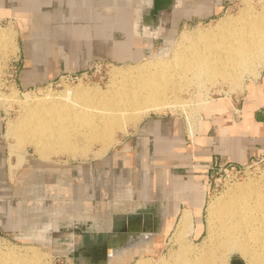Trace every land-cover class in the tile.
<instances>
[{
    "label": "crops",
    "instance_id": "crops-1",
    "mask_svg": "<svg viewBox=\"0 0 264 264\" xmlns=\"http://www.w3.org/2000/svg\"><path fill=\"white\" fill-rule=\"evenodd\" d=\"M231 1L174 0L177 7L163 21L159 17L146 21L125 7L115 8L113 13L98 12L108 0H0V18L26 21L37 17L47 33H20L16 80L27 89L65 71L81 70L95 59L117 64L141 61L154 44L153 34L166 37L184 22L217 18ZM237 100L234 107L242 112L241 118L235 119L226 107L212 111L219 113L204 116L192 148L178 115H149L96 162L63 172L56 164L25 154L13 159L10 154L14 151L9 150L3 133L5 114L0 112V239L40 241L49 225L39 214L45 203L54 204L67 189L71 202L87 201L94 188L113 184L144 190L149 207L164 213L165 219L179 221L189 212L195 232L202 226L206 183L214 166L229 162L245 166L264 157V70L244 84ZM61 179L68 188H61ZM139 211L140 206L133 213ZM125 246L102 259L84 255L82 260L104 262L111 259L109 253L120 254ZM92 248L89 253L97 252L98 248Z\"/></svg>",
    "mask_w": 264,
    "mask_h": 264
},
{
    "label": "rangeland",
    "instance_id": "rangeland-1",
    "mask_svg": "<svg viewBox=\"0 0 264 264\" xmlns=\"http://www.w3.org/2000/svg\"><path fill=\"white\" fill-rule=\"evenodd\" d=\"M120 7H125L127 10L130 8L131 12L139 14L141 19L146 21L154 19L151 14L148 13V10L144 8L143 0H108L103 8H97V10L98 12L113 13L115 8ZM244 8L251 9L250 11L252 14L255 13V15L261 14L262 11L264 14V0H232L228 4L226 11L217 18L200 23L184 22L178 29L166 37L159 35V33L157 35L153 34V36H155L154 44L141 61L131 64H117L107 60L95 59L81 70L65 71L43 85L27 89L19 87L16 80L18 65L15 60L18 55L17 43L20 39V33L22 30L32 36H41L47 33L37 17L35 19L30 17V19L26 21L18 19L3 20L0 18L3 20L0 26V35H5L4 40L7 41L4 42L7 44L3 43L0 45V112L5 114L3 133L8 148L10 151H14L10 156L16 159L19 155L23 157L25 154L39 162H46V164L50 165L56 164L55 166L62 172L67 171L71 166L96 162L102 158L106 153L116 148L117 144L130 134L142 119L149 115H178L184 123V130L189 146L192 148L194 146V138L197 136V133L202 131L204 116L219 113L212 112L214 110H221L225 107L227 109L230 105L236 106V104L239 103L237 98L242 94L244 84L248 80L255 79L258 74L261 73V70H264V60L256 62L257 64L255 63L253 66L246 67V69H244L245 71L242 70L238 72L241 76L239 78V83H234L229 79L228 82L227 79L222 80L220 77H216L217 79L215 78V81H213L212 78H210L211 80L207 78V81L205 75H203L204 77L200 75L202 77L199 76L200 80L199 77H193L190 74H188L190 76L186 74L184 78L182 77L184 80L175 77L171 82L166 84V92L169 91L170 93L164 94L165 102L167 101L166 103L169 105L171 104V106L173 105L172 108L168 106L169 108L167 107L161 111H148L136 121L123 119L122 122L125 121L124 126L122 129L119 128L114 130L112 141H110L105 150L102 148L100 141H89V143L83 140L82 133L84 132L82 130L78 131L80 132L78 133L80 134L79 136H77L78 134L74 135V140L81 146H85L86 143L87 152L84 155L71 156L70 153L64 151L58 152L55 151L54 148L53 150L52 147H46L44 150V157L38 150L34 149V146L19 144L20 142H17V137L11 138V136H9L8 138L6 128L9 123L15 124L17 120L23 118L26 113L25 109L37 102L38 104L51 100L62 102L65 99L64 95L66 89L89 88V90H94L92 93L95 91L107 92L112 86L111 75L114 70H122L125 68H133L135 70L142 68L146 69L145 67L147 64L156 61L169 62L173 58V53H175L178 48H185L190 45L189 38L191 39L205 30L217 27L221 21L238 17ZM170 10L171 9L160 11L156 18H162L163 21ZM144 20L143 22L146 24L147 22ZM148 30L149 29H146V31ZM146 70H148V68ZM190 77H193V79ZM195 77L198 78V81L194 79ZM176 78L177 80H175ZM167 94L169 96H167ZM86 105H88L86 106L88 110L89 106L91 109H93L94 106L93 111L95 110L94 101ZM228 113L235 119H240L242 116V112ZM248 165H245V167ZM221 166L222 164L215 165L212 172L208 174L206 200L202 213V226L200 225L197 227L195 231L196 234L193 231L189 212H184L179 221L178 218L174 220L165 219L164 213L159 214L157 212L158 210L154 211L153 207H149V198L147 194L143 193L144 190L142 189L140 190L134 187L129 188L117 184H113L111 188L103 186L102 189L94 188L93 193L89 196V200L80 202H71L68 198L69 192L67 189L61 192V198L56 200L54 204L50 205L45 203L42 210L39 211V214H43L42 219H44L45 223L49 224L52 231L54 230V233H52V240L46 241L44 236L42 240L37 242L32 241V238L27 240L26 238L0 239V264H23L25 260H29L32 264H36V262L38 264H137L138 262H145L146 264H193V256H201L202 251L208 246L206 245L208 239L207 227L209 221H211L208 212L214 203L227 198L229 193L232 192L237 185L246 184L250 186L252 191L256 190L259 192L258 194H264V161L258 162L256 165L247 168L237 176H234V174L230 172L225 173L223 169H221ZM138 170L140 171V168H138ZM143 177L145 180V176ZM140 179H142V177H140ZM61 180L60 182L64 183L63 185L65 186L62 185L61 188H68V183L63 179ZM45 182L47 183V180ZM76 182H80V180L78 179ZM139 206L141 211L133 213L135 208ZM127 223H131L132 226L137 228L148 226L147 229L152 230V233H144V231L141 230L138 238L133 239L129 237L125 246L129 248L125 251L122 250L123 252L120 254L116 251L115 253H118V255L112 256L111 259L105 260L104 262H95L87 260V258L82 260L84 259L82 257L84 254L79 255V260L73 255L74 247H81L87 251L92 244L101 246L112 236L119 233L120 229ZM131 224L126 226L132 228ZM178 238H181V240H177ZM110 245L111 244L107 243L92 254L88 251L85 253V256H91V259H95V257H93L95 254L96 256H102L103 248H107ZM113 249H119V247L114 246ZM1 253H10L13 255V258L6 263L3 261V263H1ZM185 256H188V258L185 259ZM236 261L247 264L239 253L232 252L228 257L227 264H234Z\"/></svg>",
    "mask_w": 264,
    "mask_h": 264
},
{
    "label": "bare ground",
    "instance_id": "bare-ground-1",
    "mask_svg": "<svg viewBox=\"0 0 264 264\" xmlns=\"http://www.w3.org/2000/svg\"><path fill=\"white\" fill-rule=\"evenodd\" d=\"M250 10L244 8L238 17L228 18L221 21L217 27L189 38L190 45L178 48L169 62L156 61L147 64L145 68L148 70H114L111 75L112 86L107 92L92 93L94 90L89 88L66 89L65 99L60 98L62 102L50 99L51 101L42 104L37 102L27 107L23 118L15 124L9 123L6 128L8 138L17 137L19 144L34 146L44 157L46 147L70 153L71 156L84 155L87 152L86 143L81 146L74 140V135L80 133L78 131L83 130V140L100 141L105 150L112 141L114 130L124 126L123 119L136 121L148 111H161L168 106L172 108L173 105L165 102L164 94L169 92H166V84L175 77L181 79L186 74L193 77L205 75L206 80L212 78L215 81L216 77H220L222 80L229 79L239 83L241 76L238 72L264 60V14L262 11L261 14L253 15ZM4 39L5 35H0V45L7 42ZM196 77L194 79L197 80ZM92 101L95 103V110L93 111L92 105L93 109L89 106V110H92L89 111L86 104ZM255 191L246 184L237 185L227 198L216 200L218 202L210 207L208 213L211 221L207 227L206 244L208 246L204 248L201 256H193V264H227L232 252L239 253L247 264H264V194ZM147 228L148 226H142L139 232L134 234H117L108 244L123 247L129 237L138 238L141 230L144 233H152V230ZM177 240L180 241L181 238ZM109 251H112L110 246L106 249L104 247L102 256L105 253L106 257ZM12 256L10 253H1V263L11 260ZM93 257L98 258L96 254ZM187 258L188 256H185V259ZM23 264L32 262L25 260Z\"/></svg>",
    "mask_w": 264,
    "mask_h": 264
},
{
    "label": "water",
    "instance_id": "water-1",
    "mask_svg": "<svg viewBox=\"0 0 264 264\" xmlns=\"http://www.w3.org/2000/svg\"><path fill=\"white\" fill-rule=\"evenodd\" d=\"M143 5L144 8L146 10H148V13L151 14V16L155 19L157 14L162 11V10H168V9H172L174 7H176V4L174 2V0H143ZM131 223H127L126 225H129ZM126 225L120 229V232L117 234H121V233H136L139 232V228L132 226L131 227H126ZM68 229V228H67ZM66 229V230H67ZM112 236L108 241H106L105 243H103L101 246H98L96 244H92L90 247V251L91 249H93L92 247L95 248H100L103 245H106L107 243H109V241L114 238L115 236ZM44 239L45 240H52V229L49 227V225L46 227V230L44 231ZM129 247H125V249H123V251L127 250ZM89 250H85L84 248L81 247H74L73 248V255L76 256V254L78 255L79 253H82L85 255L86 252H88ZM122 251V252H123ZM118 255V253L114 254V253H109L108 254V258H111L112 256ZM108 260V259H107ZM96 262V261H95ZM234 264H243L241 261H236Z\"/></svg>",
    "mask_w": 264,
    "mask_h": 264
},
{
    "label": "built area",
    "instance_id": "built-area-1",
    "mask_svg": "<svg viewBox=\"0 0 264 264\" xmlns=\"http://www.w3.org/2000/svg\"><path fill=\"white\" fill-rule=\"evenodd\" d=\"M2 19H0V26L2 25ZM262 71V70H261ZM230 111L231 112H240L239 109L235 108L234 105H230ZM264 161V157L261 158L260 160H256L255 162H251L248 166H239L233 163H225L222 164L221 169H223V171L226 172H230L232 174H234V176H237L238 174H240L242 171L246 170L247 168L256 165L258 162H262Z\"/></svg>",
    "mask_w": 264,
    "mask_h": 264
}]
</instances>
